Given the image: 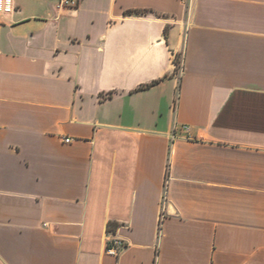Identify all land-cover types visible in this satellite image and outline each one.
<instances>
[{
	"label": "crops",
	"instance_id": "crops-1",
	"mask_svg": "<svg viewBox=\"0 0 264 264\" xmlns=\"http://www.w3.org/2000/svg\"><path fill=\"white\" fill-rule=\"evenodd\" d=\"M13 4L0 264H264V0Z\"/></svg>",
	"mask_w": 264,
	"mask_h": 264
},
{
	"label": "built area",
	"instance_id": "built-area-1",
	"mask_svg": "<svg viewBox=\"0 0 264 264\" xmlns=\"http://www.w3.org/2000/svg\"><path fill=\"white\" fill-rule=\"evenodd\" d=\"M80 0H61V4L69 7H77ZM14 10L13 0H0V13H9ZM185 129H188L184 126ZM71 139L67 138L66 142H70ZM126 247V242L120 238L110 239L108 251L112 254H119Z\"/></svg>",
	"mask_w": 264,
	"mask_h": 264
},
{
	"label": "trees",
	"instance_id": "trees-1",
	"mask_svg": "<svg viewBox=\"0 0 264 264\" xmlns=\"http://www.w3.org/2000/svg\"><path fill=\"white\" fill-rule=\"evenodd\" d=\"M148 12H151V10H147V9H130V10H127L125 12L126 15H143V14H146ZM166 36L168 37V30L166 29ZM178 64V62H176ZM158 81H153L152 83L146 85V87H151L155 84H157Z\"/></svg>",
	"mask_w": 264,
	"mask_h": 264
}]
</instances>
